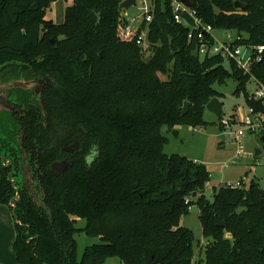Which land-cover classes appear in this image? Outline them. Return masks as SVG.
<instances>
[{
	"label": "trees",
	"instance_id": "obj_1",
	"mask_svg": "<svg viewBox=\"0 0 264 264\" xmlns=\"http://www.w3.org/2000/svg\"><path fill=\"white\" fill-rule=\"evenodd\" d=\"M56 1L0 0V78L43 86V102L12 88L21 110L0 109V203H12L17 262L264 264L259 181L215 187L209 199L208 167L165 153L163 133L206 125L207 103L221 96L215 84L230 78L247 106L264 111L247 89L251 76L264 81V53L250 73L227 68L219 56L201 59L189 25L174 20L172 0H156L146 55L137 34L124 31L123 0H72L61 22L47 17ZM235 1L189 5L215 29L245 32L247 42L264 45V0H238L239 8ZM64 159L69 169L52 170ZM194 203L209 241L198 251L194 232L181 224ZM76 217L86 220L83 228ZM79 231L100 239L80 259Z\"/></svg>",
	"mask_w": 264,
	"mask_h": 264
},
{
	"label": "rangeland",
	"instance_id": "obj_2",
	"mask_svg": "<svg viewBox=\"0 0 264 264\" xmlns=\"http://www.w3.org/2000/svg\"><path fill=\"white\" fill-rule=\"evenodd\" d=\"M71 3L72 0L56 1L48 10L47 17L56 22H61L64 19L66 7ZM126 13L135 15L138 13V9L136 6H132L126 10ZM217 34L221 37L222 31H218ZM1 80L6 79L1 78ZM236 87L237 82L232 78L228 79L226 83L215 84V88L221 93L219 99L223 103V118L234 116L241 119L247 112L244 92L236 93ZM254 88V81L247 84L249 92ZM204 119L206 125L203 126L180 125L177 127L178 134H174L167 127H164L163 133L168 137L165 153L169 155L181 154L191 160L204 163L208 167L211 172V180L207 184L205 194L209 199H213L215 187L235 183L243 178L247 185H250L252 179L258 180L264 190V140L261 136L259 137L255 133H247L243 137V152L238 155L237 144L231 135V131H235L236 127L232 129L222 127L221 119L207 108ZM193 199L196 200L197 197H193ZM199 215L200 209L194 203L189 213L181 219V224L191 229L195 234L194 247L196 251H198L200 244L206 240ZM76 218V226L83 228L86 225V220ZM75 236L78 242L79 259L83 256L88 245L100 241L98 237H91L84 231H79ZM104 264L124 263L118 257H111Z\"/></svg>",
	"mask_w": 264,
	"mask_h": 264
},
{
	"label": "built area",
	"instance_id": "obj_3",
	"mask_svg": "<svg viewBox=\"0 0 264 264\" xmlns=\"http://www.w3.org/2000/svg\"><path fill=\"white\" fill-rule=\"evenodd\" d=\"M156 0H136L135 6L138 13L129 15L124 10L126 18L125 33H136V43L147 55L150 54L151 43L149 40V25L154 19ZM172 12L177 23H187L190 27L189 38L196 39V52L201 59L219 56L224 65L230 68L232 64L236 68L250 73L254 64L261 61L264 53V45L247 42V33L238 30L215 29L200 17L196 9L181 0H172ZM222 31V36L217 32ZM255 82V88L249 92V99L260 102L264 106V81L251 76L250 81ZM221 126L226 129L236 127L231 135L237 144V154L241 155L244 149L243 137L247 133H255L264 137V111L257 110L254 106H247V112L241 119L236 117L222 118ZM228 167V166H227ZM246 183L244 178L235 183H227L230 187H243ZM206 239L199 247L208 244ZM195 264V263H194Z\"/></svg>",
	"mask_w": 264,
	"mask_h": 264
},
{
	"label": "crops",
	"instance_id": "obj_4",
	"mask_svg": "<svg viewBox=\"0 0 264 264\" xmlns=\"http://www.w3.org/2000/svg\"><path fill=\"white\" fill-rule=\"evenodd\" d=\"M11 206L12 203L11 205L0 203V264H19L13 249L16 220Z\"/></svg>",
	"mask_w": 264,
	"mask_h": 264
},
{
	"label": "flooded vegetation",
	"instance_id": "obj_5",
	"mask_svg": "<svg viewBox=\"0 0 264 264\" xmlns=\"http://www.w3.org/2000/svg\"><path fill=\"white\" fill-rule=\"evenodd\" d=\"M1 77L3 78L4 76L1 75ZM25 81H30V80H25L24 77H20V78H17L15 80H12V81L1 80V78H0V109L1 110H4V109L10 110V111H12L14 109L21 110L20 107H16L17 102H15V100H12L15 98L14 95H10V91L12 88H21L24 90L25 89L32 90L35 93V96L39 97V99L41 100V98H42L41 94L43 93L42 84L32 81L34 84H30L31 87L25 88L24 87L25 84H21V82H25ZM17 83L20 86H18ZM41 102H43V100ZM65 148L68 151H65L66 150ZM71 150H75V149L71 148V147H64L63 148V151L68 152V153H73V152H71ZM2 162L5 166H8L9 164H11V161L9 159H6V160L4 159ZM9 178L13 181L14 185L16 186V183H17L16 179L14 177H9Z\"/></svg>",
	"mask_w": 264,
	"mask_h": 264
},
{
	"label": "water",
	"instance_id": "obj_6",
	"mask_svg": "<svg viewBox=\"0 0 264 264\" xmlns=\"http://www.w3.org/2000/svg\"><path fill=\"white\" fill-rule=\"evenodd\" d=\"M187 4L191 3V0H181ZM136 4V0H123L120 3V9L121 10H128L129 8H131L132 6H135ZM235 6L236 7H244L245 5L243 3H241L240 1H235ZM21 84H25V88H29L31 87L30 84H34L32 81H25V82H21ZM18 86H20L17 83ZM42 101V98H41ZM190 106V102L186 101L183 105V110H182V114H185ZM206 108L211 110L212 112H214L218 117L223 116L224 112H223V103L220 101V99L218 97H213L206 105ZM224 137V136H222ZM262 139L264 140V137H262ZM66 149V148H65ZM64 149V150H65ZM65 151H68L67 149ZM75 150H71V152H74ZM71 163L67 160H61V161H55L51 164V168L54 171H58V172H64L67 169H69ZM264 196V190H263V194ZM16 198H18V195L16 196ZM224 223H220V226H223Z\"/></svg>",
	"mask_w": 264,
	"mask_h": 264
}]
</instances>
